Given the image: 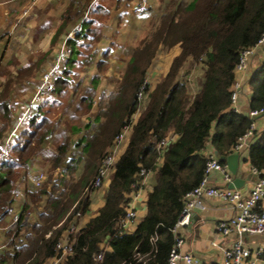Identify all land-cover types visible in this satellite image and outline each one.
<instances>
[{
  "label": "trees",
  "instance_id": "obj_1",
  "mask_svg": "<svg viewBox=\"0 0 264 264\" xmlns=\"http://www.w3.org/2000/svg\"><path fill=\"white\" fill-rule=\"evenodd\" d=\"M136 1L68 0L61 11L59 32L68 22L76 20L75 25L81 19L82 29L66 41L65 70L54 80L53 89L32 104L31 117L12 134L8 150L14 160L0 166V225L12 215L17 198L21 199L19 220L0 249V264H47L61 256L60 242L69 249L58 264H167L177 237L172 228L184 197L199 184L207 158L213 154L207 153V146L219 155L233 153L239 137L254 122L234 109L230 96L241 51L254 46L264 31V0H159L148 24L139 26L144 20L135 24L136 30L144 31L135 46L120 47L113 39L102 44L101 29L111 9L119 11V26ZM121 3L127 13L119 8ZM7 26L2 27L0 41ZM79 37L82 43L77 42ZM173 46L179 52L168 71L156 82L144 84L158 50ZM111 61L114 68L109 67ZM186 61L190 66L201 65L204 73L194 94L183 73ZM36 69L35 65L19 66L0 83V148L16 125L11 126V90ZM104 69L113 75L105 77ZM72 70L89 74H72ZM100 80L105 84L98 91ZM247 83L249 108L264 109V60L251 71ZM81 84L85 85L82 93L75 88ZM140 92L147 98L141 110ZM71 106L69 134L56 143L46 166L48 174L43 171L45 180L37 191L26 183L24 164L53 134L54 111L60 109L59 118ZM125 126L129 137L108 171L103 204L82 227L72 230L73 220L88 210L96 190L92 181ZM171 133L177 138L164 147L155 184L145 200L146 212L135 231L125 233L121 223L135 190L132 186L143 178L140 170L154 166L160 156L156 145ZM251 138L248 161L263 172L264 129Z\"/></svg>",
  "mask_w": 264,
  "mask_h": 264
},
{
  "label": "crops",
  "instance_id": "obj_2",
  "mask_svg": "<svg viewBox=\"0 0 264 264\" xmlns=\"http://www.w3.org/2000/svg\"><path fill=\"white\" fill-rule=\"evenodd\" d=\"M67 1L68 0H0V33L3 30L2 27L4 25H8L5 29L6 34L0 41V83H3L10 74H13L16 71L19 66L35 65V67H37L36 71L31 76L23 80L21 84L19 83L15 85L11 90L10 98L12 104L14 105V118L11 123L12 127L14 126L15 122H17V117L27 107L29 100L35 94L42 74L51 66L58 49L64 42L67 41L69 32L74 28L73 25L76 20L68 22L66 25H64L61 32L58 30L59 26L62 24L60 18L61 11L67 4ZM133 8L134 6L132 9ZM132 9L129 15H132L134 18L136 16H133L135 14H133ZM118 15L119 11L111 9L109 18L106 20L101 29L104 36L102 44L105 45L108 42V39H113L114 41H117L118 46L121 47V45H123V43L119 41V29L121 28L122 23L119 24L120 27L116 25ZM125 18L127 19L126 15ZM136 18L137 21H142L146 20L147 17L143 14H138V17ZM112 20L115 22H111ZM123 34L124 32L122 33L121 37H123ZM178 52L179 48L175 46L174 50L170 49L169 52H167L166 57H164L162 61H158V58L153 64V67L155 68H150L148 71L146 76L147 82L154 83L159 80L169 69L170 64L168 61V55L172 53L173 57ZM111 59L114 58L111 57ZM263 60L264 46H261L258 47L252 54L249 60L248 68L242 72L236 73V78L239 80V92L237 99L238 112L247 114L250 110L249 98L251 94L247 81L251 71L254 70ZM111 62L112 66L110 65L109 67L113 68L114 63L113 61ZM192 66V76L191 78L187 77V81L189 82V92L194 94L201 85L204 73L201 65L198 64ZM159 68H161L162 75L158 74L160 71ZM71 73L79 74L80 71L72 70ZM149 73L150 77L148 76ZM73 77L74 76L71 75V80ZM79 78L80 76H76V81H78ZM102 84L103 83L100 80L98 91L103 89ZM41 99L40 101L42 102L44 99ZM144 105L145 104H143L142 107H144ZM72 107L73 106L68 108L65 114L59 116V118L56 117H58L60 111L54 115L55 117L53 118L56 121L53 126V134L40 145L39 149L33 155L32 160L26 164L30 165L32 168H39L38 166L43 167L47 165L49 158H51L54 153L56 143L60 139H65L66 135L69 134L67 126L69 123V115L73 114ZM142 107H140L139 110H141ZM139 112L140 111H137V113L134 115V120L139 115ZM58 120L59 122H57ZM254 123L256 128L255 130L257 132L263 130L264 113L256 116L254 118ZM82 132V130H79V134H82ZM128 137L129 129L127 130V134L116 152V158L123 151ZM176 138L177 135L175 133H171L167 140L170 142L174 141ZM251 139L252 138H250V140ZM237 152H239L240 155L236 176L245 180V187L238 189L243 193L244 196H246L249 194L258 177L252 171V167L248 161V147L244 146L241 150H237ZM207 153L214 154V151L209 145L207 146ZM162 157L163 155L157 159L155 163L157 166L155 167L156 169L152 170L144 177L143 185L140 187L139 195L135 198V217L124 223L122 227L123 232L133 233L138 225V222L144 216L146 212L145 200L151 188L155 184V174L157 169L162 164ZM108 176L105 179L107 181L102 189L103 193L109 180ZM208 183L209 185L215 187H228L229 185V183L224 181L223 175L217 171H214L209 175ZM99 195V190H94L91 193V202L88 210L86 211L89 213V216L87 217L84 216V214H80L76 219L73 220L71 225L72 230L82 227L91 216L96 214L98 208L103 204L102 196V202L95 207L93 206V204L96 205L98 198H100ZM17 200L18 201L15 206L18 205V209H20V197H18ZM203 203L206 208L204 210H195L191 216L190 223L187 226L180 228L178 231L183 239V244L180 251L191 254L198 264H222L220 247L230 245L239 237L235 233H232L228 236L220 235L217 232L216 225L220 221L227 220L232 217L234 215V210L227 203L217 198L203 199ZM259 204L264 205V199L260 200ZM10 217L11 215L6 220H4L2 224L8 222ZM5 234L6 232H0V241L5 238ZM240 239L243 244L250 249H262L259 257L254 260V264H264V233L244 234L240 237ZM4 243L5 242L3 241L0 243V245ZM55 259L57 258L55 257ZM55 259L53 258L49 260L47 264H51V262ZM178 264L184 263L180 261Z\"/></svg>",
  "mask_w": 264,
  "mask_h": 264
},
{
  "label": "built area",
  "instance_id": "obj_3",
  "mask_svg": "<svg viewBox=\"0 0 264 264\" xmlns=\"http://www.w3.org/2000/svg\"><path fill=\"white\" fill-rule=\"evenodd\" d=\"M148 0H137L136 5L132 9L133 14H141L147 11L150 4L147 3ZM82 19L74 25L72 31L69 32L67 38H75L77 32L82 29ZM78 43H82L83 39L81 37L76 38ZM264 46V31L261 33L257 42L254 46L246 48L241 51L239 55L238 62L235 67V73L242 72L248 68L249 60L252 54L258 47ZM68 52V47L66 42H64L57 51L51 66L42 74L40 82L38 84L35 94L29 100V104L22 111V113L17 117L16 125L13 127L9 135L4 140L2 147L0 148V166L3 161L9 160L13 161L14 157L10 155L8 150L9 142L11 141L12 134L24 121L31 117V107L34 102H36L42 94L50 92L53 89L54 80L58 75H60L65 70V57ZM147 82L145 78L144 84ZM239 92V80L236 78L231 87V104L235 110L237 108V99ZM142 93L138 95L140 100ZM264 113V109L249 110L247 113L251 118H255L259 114ZM128 126H125L122 132L115 137V146L110 155L103 159V165L99 168L97 175L92 181L91 186L97 187L101 184L103 180L107 178L108 171L114 162L116 157V152L125 138L128 130ZM255 123L252 122L247 131L238 139V143L234 149L241 150L242 147H248L250 138L253 136L255 130ZM169 140H165L156 145L160 156L163 155L164 147L168 144ZM159 156V157H160ZM158 157V158H159ZM26 168V183L28 186L39 189L45 180V174L41 169L32 168L28 164H24ZM157 167L154 164L148 170H140V174L143 178L133 184L135 189L131 195L129 206L127 207L126 214L121 223V228L124 223L135 217V198L138 197L140 187L143 185L144 177L155 170ZM220 172L223 175V179L226 183L232 182V175L227 169L226 164H221L215 154H211L205 163V168L203 172V177L199 184L195 186L191 191H189L184 197V206L180 212V215L172 228L173 233L177 236L173 247L170 250L167 264H178L180 261L184 264H198L194 257L187 253L181 252V246L183 244V239L179 234V229L187 226L190 223L191 216L195 210H204L206 207L203 203V199L206 198H217L219 200L227 203L233 210L234 215L227 220L220 221L216 225L217 232L222 236H228L232 233L238 235V239L233 241L230 245L220 247V253L222 255V264H254V260L259 257L262 252L261 248L250 249L243 244L240 237L244 234H262L264 233V205H260V200L264 199V172H260L252 168V171L257 175V180L253 184L248 195L244 196L243 193L238 188L229 187H215L208 183L209 175L214 172ZM79 215V213H77ZM20 212H13L10 220L5 224L0 225V232H6L7 230H13L19 220ZM50 233H47L45 237H48ZM6 243L0 245V249L3 248ZM57 247L62 249L60 257H56L51 264H58V261L66 254L68 249L62 242L57 244ZM97 258H100L98 255Z\"/></svg>",
  "mask_w": 264,
  "mask_h": 264
},
{
  "label": "rangeland",
  "instance_id": "obj_4",
  "mask_svg": "<svg viewBox=\"0 0 264 264\" xmlns=\"http://www.w3.org/2000/svg\"><path fill=\"white\" fill-rule=\"evenodd\" d=\"M122 2H123V0H122ZM147 3H151V6H152V8H151V10L149 11V9H148V13L146 14V16H147V18H146V20H144L139 26H141V25H144V26H146L147 24H148V22H149V20H150V18H151V16H152V14H153V12H154V10H156V9H158L159 7V0H148V2ZM119 8L120 9H122L124 12H126L127 13V11H125V9H126V7L125 6H123L122 5V3L120 4V6H119ZM145 12H147V11H145ZM128 15V14H127ZM133 16H135V15H133ZM127 17V19L125 18L124 20H123V18H122V20H121V23H122V26H121V28L119 29V32H120V35H119V38H120V42H122L123 44L124 43H127V44H130L131 46H135L137 43H138V41L143 37V35H144V31L142 30V31H139V29L138 30H136L135 28H134V26H135V24L137 23V18L136 17H138V16H136V17H132V15L130 16V15H128V16H126ZM111 22H115V21H111ZM120 27V26H119ZM136 30V31H135ZM124 32V34H123V37H121L122 36V33ZM116 43H117V41H115ZM114 42V43H115ZM114 46L113 47H115V45L116 44H113ZM177 47V46H176ZM174 48H175V46H173V47H171V48H165V47H161L159 50H158V52H157V55L155 56V58H154V60H153V63H152V65H151V67L150 68H155V67H153V64H154V62L159 58V60L158 61H162L163 59H164V57H166V54H167V52H169V50L171 49V50H174ZM117 50L119 49V47L118 48H116ZM172 52V51H171ZM162 54V55H161ZM165 54V55H164ZM178 54V53H177ZM161 55V56H160ZM116 56V55H115ZM114 55L113 56H111L112 58H114L115 57ZM170 56H171V58H170ZM175 56V55H174ZM172 53H170V55H168V61H169V64L171 63V60H172ZM164 62V61H163ZM166 63L168 64V62L166 61ZM110 65L112 66V63H110ZM185 66H184V70H183V73H184V75L186 74V78L187 77H190L191 78V76H192V73H191V70H192V68H193V66H190L189 65V63H188V61H186L185 62V64H184ZM170 66V65H169ZM113 68H114V66H113ZM187 68L190 70L189 72H188V74H187ZM84 70V69H83ZM83 70H78V71H80L82 74H89V72H87V70L86 71H83ZM159 72H158V74H160V75H162V71H161V68H159ZM193 71V70H192ZM111 72V73H110ZM110 72H108V69L107 70H103L101 73L103 74V75H105V77H106V75L108 76V75H113V72H112V70L110 71ZM115 73H117V71L115 70ZM149 77H150V73H149V75H148ZM103 78V77H102ZM76 80V79H75ZM76 82V81H75ZM74 82V83H75ZM103 84H105V82H104V80H102L101 81ZM188 81H186V84H187V86H188ZM103 84H102V86H103ZM84 84H81L80 85V87H79V89L77 88V87H75L77 90H78V92H84ZM73 87V88H74ZM68 90V92L69 93H71L72 92V89H67ZM43 95V94H42ZM79 95V94H78ZM31 100V99H30ZM146 102H147V98H146V96H145V94H142V96H141V98H140V107H142V105L143 104H146ZM29 104V103H28ZM59 110H55L54 111V115H56L57 114V112H58ZM55 117V116H54ZM47 167H48V165H46ZM46 166H38L39 168L38 169H41L42 171H44L46 174H48V170H47V167ZM108 176V175H107ZM75 177H77V175H75ZM106 181L107 180H103L102 182H101V184L100 185H98L97 187H96V190H99V192H100V195H99V197L100 198H98V200H97V203H96V205H94L93 204V206L95 207V206H97V205H99L101 202H102V199H101V197L104 195V193H103V187H104V184L106 183ZM44 186V185H43ZM48 186V185H47ZM37 191H38V189H36ZM38 209H40V207L38 208ZM17 211H19V209H18V205L17 206H15L14 207V209H13V212H17ZM32 214H33V211L31 212ZM84 214V216H89V213L88 212H85V213H83ZM34 215V214H33ZM27 220H29V218H26V220H25V223H27L26 221ZM31 223H33L34 222V219L33 218H31V221H30ZM3 232V231H2ZM7 232H8V230L6 231V234H5V238L4 239H2L1 241H0V243L1 242H8V240L10 239V237H11V233L9 234V235H7Z\"/></svg>",
  "mask_w": 264,
  "mask_h": 264
},
{
  "label": "water",
  "instance_id": "obj_5",
  "mask_svg": "<svg viewBox=\"0 0 264 264\" xmlns=\"http://www.w3.org/2000/svg\"><path fill=\"white\" fill-rule=\"evenodd\" d=\"M215 156L219 160H223L227 166L228 171L232 175L233 179L232 182L229 183V188H242L244 186V179L239 178L236 176L237 170H238V164H239V152H233L229 155H219L216 151L214 152ZM249 174V173H248Z\"/></svg>",
  "mask_w": 264,
  "mask_h": 264
}]
</instances>
